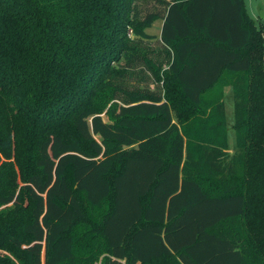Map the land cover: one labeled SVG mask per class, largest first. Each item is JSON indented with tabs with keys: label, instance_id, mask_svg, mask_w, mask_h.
<instances>
[{
	"label": "trees",
	"instance_id": "16d2710c",
	"mask_svg": "<svg viewBox=\"0 0 264 264\" xmlns=\"http://www.w3.org/2000/svg\"><path fill=\"white\" fill-rule=\"evenodd\" d=\"M263 28L246 0H0V234L22 264H83L77 192L111 198L84 237L102 264H264Z\"/></svg>",
	"mask_w": 264,
	"mask_h": 264
},
{
	"label": "rangeland",
	"instance_id": "374dc122",
	"mask_svg": "<svg viewBox=\"0 0 264 264\" xmlns=\"http://www.w3.org/2000/svg\"><path fill=\"white\" fill-rule=\"evenodd\" d=\"M246 4H247V8H248V12L249 14L253 17L256 18V22L259 23L257 21V18L259 17V12L260 10H264V0H246ZM143 10H152L156 7V9L158 8V6H154V3H146L142 5ZM262 21V20H261ZM162 19H158L154 22V24L149 27L147 29L148 33L153 34L155 36H159V30H161L162 28ZM259 25H261V27H264V22L262 21ZM159 29V30H158ZM264 29V28H263ZM264 32V31H263ZM150 41H146L145 43L141 44V47H143L145 50L147 49V47H149V49L151 50H156L151 52V55L155 56L156 59H159V54L162 55L163 52L157 47V44L153 45V44H149ZM137 72H139L138 74H131V75H127L125 78V83H129L130 85L132 83L136 82V85H147V78L150 75L151 76V72L150 70L147 68V66L145 65V63H141L138 68H137ZM150 80H153L152 78ZM163 79L162 81H160V83H157V87L155 84H150V87L152 88H157V91H164L165 86L163 85ZM163 85V86H162ZM164 89V90H163ZM170 93H173L174 95L178 96L177 91H171ZM228 94V95H227ZM225 93L224 95V100L226 102V116H227V120L229 121V123H231L233 125L234 122V107H233V98L231 97V92L230 93ZM114 103V100H111L110 103L104 107L101 110V115L104 117V119L108 120L109 118H114V115L112 113V111H108V108ZM114 107V106H113ZM174 112V111H173ZM173 118L175 120H177L176 118V113H173ZM54 128L57 131H63V133H65L66 130L64 129H60L57 125H53ZM229 126V124H228ZM230 135L232 136V138L235 136V131L234 128L232 126L228 127V136H229V142H230ZM16 182H19V186L17 188V191L20 190L21 188V182L18 180H16ZM203 182H205V184H207V186H212V185H216L218 186L219 184L214 181V180H208V179H204ZM77 195L79 196L83 206L85 207V211L87 213V217L79 219L76 224L73 226L72 232H75V236H77V248H76V255H77V261L80 263H87V264H102V258L104 255H101L98 259L93 260L91 259V252L86 248V246L88 245L87 240H84V237L87 238H91V239H95V237L98 236L99 234V229H100V223L99 220L101 219V217H103L105 215V213H107L110 209H111V198L109 199L108 203L105 204V206L100 207V208H94V209H90L88 207V203L85 200V198L83 197V194L80 192H77ZM14 215H13V205L12 203L7 204V205H1L0 206V227L1 229H3V226H13L14 223ZM17 223V221H16ZM88 227L91 228V230L88 231ZM2 231V230H1ZM5 230L3 229V232ZM7 241H5V239L3 238V233L1 232L0 234V264H22V260H23V255L21 253H19L17 250L15 249H10L8 246H6ZM129 246V243H128ZM6 256L9 258L10 263H3V259L1 257ZM88 257H90V261H88ZM170 259V257H162L158 260H156V263L160 264V263H166L168 262ZM5 262V261H4ZM152 263V262H151ZM154 263V264H156Z\"/></svg>",
	"mask_w": 264,
	"mask_h": 264
},
{
	"label": "crops",
	"instance_id": "0c3cea01",
	"mask_svg": "<svg viewBox=\"0 0 264 264\" xmlns=\"http://www.w3.org/2000/svg\"><path fill=\"white\" fill-rule=\"evenodd\" d=\"M254 19H256V18H254ZM262 19L260 18V17H258L257 18V21L259 22V24L263 21L264 22V20H262ZM163 21V20H162ZM162 25H163V23H162ZM159 30V29H158ZM148 32V31H147ZM161 33V30H159V34ZM231 92V97H232V86L231 85H227V86H225V88H224V95H225V93L227 94V93H230ZM228 95V94H227ZM228 124H229V126H232L233 127V125L231 124V123H229V121H228ZM228 143H229V151H230V153L231 154H233L234 152H235V146H236V134H235V136L232 138V136L230 135V142H229V136H228Z\"/></svg>",
	"mask_w": 264,
	"mask_h": 264
},
{
	"label": "water",
	"instance_id": "95a60500",
	"mask_svg": "<svg viewBox=\"0 0 264 264\" xmlns=\"http://www.w3.org/2000/svg\"><path fill=\"white\" fill-rule=\"evenodd\" d=\"M259 17L264 20V10H260Z\"/></svg>",
	"mask_w": 264,
	"mask_h": 264
},
{
	"label": "built area",
	"instance_id": "2783aa9c",
	"mask_svg": "<svg viewBox=\"0 0 264 264\" xmlns=\"http://www.w3.org/2000/svg\"><path fill=\"white\" fill-rule=\"evenodd\" d=\"M128 33H129V35H130V36H132V35H133L132 28H130V27L128 28Z\"/></svg>",
	"mask_w": 264,
	"mask_h": 264
}]
</instances>
